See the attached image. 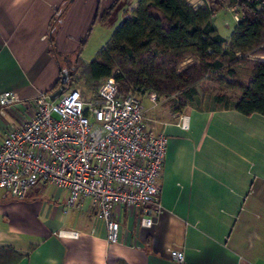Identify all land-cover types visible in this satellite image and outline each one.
<instances>
[{
    "label": "crops",
    "instance_id": "obj_1",
    "mask_svg": "<svg viewBox=\"0 0 264 264\" xmlns=\"http://www.w3.org/2000/svg\"><path fill=\"white\" fill-rule=\"evenodd\" d=\"M121 1L0 0V94L22 100L0 114V143L24 125L33 98L55 91L68 73L64 64L83 62L91 41L95 59L140 0L115 12ZM205 2L187 0L193 9ZM112 7V23L100 20ZM236 25L221 36L227 44ZM139 99L150 131L168 139L159 211L147 208L154 225L142 227L140 210H124L118 243L110 245L88 201L67 210V192L51 186L22 201L0 191V264H264V116H244L235 101L215 97L179 109L162 98L152 103L149 94ZM170 250L183 252V262Z\"/></svg>",
    "mask_w": 264,
    "mask_h": 264
},
{
    "label": "built area",
    "instance_id": "obj_2",
    "mask_svg": "<svg viewBox=\"0 0 264 264\" xmlns=\"http://www.w3.org/2000/svg\"><path fill=\"white\" fill-rule=\"evenodd\" d=\"M116 87L110 77L95 94L67 88L52 101L51 94L40 93L24 125L0 143V191L22 201L31 189L51 186L67 192V210L88 201L110 245L118 243L124 210L138 209L142 227L154 225L147 208L159 211L168 145L165 135L150 131L139 97L120 98ZM149 99L156 103L155 94ZM21 103L14 92H2L0 114ZM169 255L174 262L184 260L181 251Z\"/></svg>",
    "mask_w": 264,
    "mask_h": 264
},
{
    "label": "trees",
    "instance_id": "obj_3",
    "mask_svg": "<svg viewBox=\"0 0 264 264\" xmlns=\"http://www.w3.org/2000/svg\"><path fill=\"white\" fill-rule=\"evenodd\" d=\"M112 9L100 20L109 17ZM221 9H233L238 16L229 44L212 24ZM248 55L264 56V0H206L197 9L187 0H140L99 55L88 64L80 61L96 87L112 77L120 98L148 93L157 98L183 96L186 102L178 100L179 109L196 96L225 89L237 92L235 111L264 116V60H248ZM187 57L196 62L181 68ZM223 57L230 65L240 59L248 62L253 72L248 85H236L222 77ZM227 75L234 79V70ZM215 101L225 103L227 99L219 95Z\"/></svg>",
    "mask_w": 264,
    "mask_h": 264
},
{
    "label": "rangeland",
    "instance_id": "obj_4",
    "mask_svg": "<svg viewBox=\"0 0 264 264\" xmlns=\"http://www.w3.org/2000/svg\"><path fill=\"white\" fill-rule=\"evenodd\" d=\"M127 2V0H122L118 5L117 8H115V12H117L120 9V6ZM114 12V13H115ZM110 17V21L112 23V21L114 20V14L109 15ZM235 20H234V15L232 13H229L226 10H218L217 13L214 15L213 17V23L215 24V26L218 28L220 35L222 36H227L231 33L232 29H234L235 26ZM228 26V27H227ZM95 49H98L97 43L95 42H90L88 44L87 50L86 52L83 54L84 56L82 57L83 63L87 64L89 61H91L94 57H93V53L95 51ZM241 56V55H239ZM228 58L223 57L221 59L223 65H224V69L222 71V77L228 81V82H232L236 85H242V86H246L249 84V82L252 79V75L253 72H251L248 68V62L244 59H240V63L233 65L229 63V60H227ZM248 60H256V59H260V60H264V56H258V57H254V56H247ZM194 62H196V60L193 57H187L185 58L184 62L181 65V68L187 66V65H191ZM78 58L73 57L72 60L70 59L69 62H67L65 65V70L68 71L69 74V81H68V85L67 88L68 89H80L83 92H86L87 94H95L97 93L106 83V80H103L97 87L91 82L87 70L86 68L83 66V64ZM229 70H234L235 72V78L231 79L229 78V76L227 75V72ZM116 71H114L115 73ZM118 90V87H116ZM149 95L151 93H148ZM235 94H237L236 91H226L225 89H222L221 91H208L205 94H203V96H196L193 98V100L189 103V104H194V105H199L201 104V102H203L204 100H208L211 99L215 96H219V95H224L225 98L227 99V102L225 103H229L231 104L233 101H236L237 97L235 96ZM138 95V94H137ZM138 97H142L139 96ZM163 100L166 99L168 100V103L171 104L172 102L175 103L177 105V101L180 100L182 102H186L185 98L183 96H174L171 98H162ZM192 104V105H193Z\"/></svg>",
    "mask_w": 264,
    "mask_h": 264
},
{
    "label": "water",
    "instance_id": "obj_5",
    "mask_svg": "<svg viewBox=\"0 0 264 264\" xmlns=\"http://www.w3.org/2000/svg\"><path fill=\"white\" fill-rule=\"evenodd\" d=\"M68 73L62 72L59 87L50 95V100H56L67 89Z\"/></svg>",
    "mask_w": 264,
    "mask_h": 264
}]
</instances>
